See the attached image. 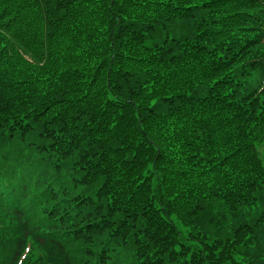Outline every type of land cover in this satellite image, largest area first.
<instances>
[{"label": "trees", "instance_id": "obj_1", "mask_svg": "<svg viewBox=\"0 0 264 264\" xmlns=\"http://www.w3.org/2000/svg\"><path fill=\"white\" fill-rule=\"evenodd\" d=\"M0 264H264V0H0Z\"/></svg>", "mask_w": 264, "mask_h": 264}]
</instances>
